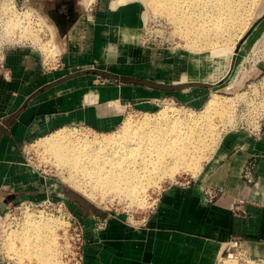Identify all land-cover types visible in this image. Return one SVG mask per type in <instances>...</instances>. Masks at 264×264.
<instances>
[{
	"label": "crops",
	"instance_id": "1",
	"mask_svg": "<svg viewBox=\"0 0 264 264\" xmlns=\"http://www.w3.org/2000/svg\"><path fill=\"white\" fill-rule=\"evenodd\" d=\"M118 2L99 0L81 47L86 55L66 54L47 68L34 50L6 52L10 78L0 75V218L10 203L40 201L53 190V198L68 202L84 224L83 264H215L234 238H243L252 255L264 256V131L258 137L225 133L212 165L188 185L163 189L140 227L107 212L83 211L74 192L24 164L22 147L61 127L107 131L120 122L123 103L153 107L161 97L193 100L206 91L179 73L184 54L131 44L140 7ZM78 4L82 8V0ZM75 25L83 24L79 19ZM92 53L105 62V71L86 66L83 56ZM101 76L110 81L99 82ZM237 200L243 213L235 216ZM92 215L106 220L102 231L93 229Z\"/></svg>",
	"mask_w": 264,
	"mask_h": 264
},
{
	"label": "rangeland",
	"instance_id": "2",
	"mask_svg": "<svg viewBox=\"0 0 264 264\" xmlns=\"http://www.w3.org/2000/svg\"><path fill=\"white\" fill-rule=\"evenodd\" d=\"M16 1H19L21 4H28L31 3V1H34L35 3L42 5L43 12L48 14V18L51 20L50 25L55 30L53 32L51 27L50 36L48 37L47 33L43 36V32L37 30L35 32V28H33L36 33V37L38 38V43H33L29 38L21 37V33L19 31L16 37L18 43L15 49H31L36 51L40 57L42 65L47 68L58 66L60 60L66 54L86 55L84 52L85 50L82 48L85 45V36L87 34L88 26L92 23L93 18L95 17L99 0H93V3H91L87 10L82 9L79 6V0ZM113 2H118L120 6L136 4L140 7V15L142 16V18L140 17V27L137 31H135V39L131 41V44L146 50L156 51V53L159 51H179L184 54L187 62L180 65L183 69H179V73H187L190 76H188V80L193 83L191 85H204L206 91L193 100L186 99L181 96L161 97V99L155 102L153 107H140L132 102L123 103V106L118 111L120 122L115 128L102 131L92 129L85 124L66 125L53 131L52 133L40 137L39 139H35V141H32L27 145H24L22 147V155L25 165L34 169L49 181L59 183L60 185L65 186L67 190L74 192L76 199L79 198L80 201L78 199L77 200L82 203L83 211H85V209H89L99 211L101 213L107 212V216H120L121 219L126 221L128 224L140 227L144 225L142 219L147 217L149 211L155 206L157 198L163 189H165L168 185L175 184L176 182L198 179L202 173L212 165V161L215 157V151L225 133L245 131L254 135L253 133L257 132L255 127L259 122L263 123L261 132L264 131V116L261 121H256L257 119H255L261 110L264 112V104L262 103L261 105H258V103H256L257 99H260L261 93L264 89V16L255 26H253L254 22H256L261 15L260 10L264 7V0L254 1L255 3L252 2L253 5L250 3V6L248 5L249 7L247 8L248 10L244 11L240 15L243 19L238 20L239 22L235 24L236 26L229 24L231 23L229 18L226 17V15H223V18L221 17L219 20L223 21V27H221V23L219 24L221 25L219 26L221 27V35L220 33L216 34L217 32L215 34L213 31L211 32V28L213 27L211 26L212 23L210 19L206 18L205 20V17H201V20V18L198 17V23L199 21H202L206 24L204 25L201 22L204 25H201L202 28H207L209 33H206V35L204 34L205 36L203 37H208V40L212 41L211 39H213L214 41L210 42V45L212 46L209 45L208 47H205L203 45V50H200L201 48H197L196 44L199 42L198 44L202 45L208 40L205 39L206 42H204V38L200 36V40H197L199 39L198 34L196 32L194 33L195 30L198 31L199 29H202L199 25L200 23L197 24L199 27H196L194 24L196 29L193 27V24V26L191 25L192 27L190 25L189 27L186 25L182 26L180 24H173L164 15L155 13L150 5H148L147 0H107V3H110L111 6ZM69 8L71 9L69 10ZM192 8L191 4L189 5L188 3L186 8L187 10L184 9L185 11H188L187 14L191 12V19L193 18L192 14H195L194 12L201 11L198 10L199 7L194 9ZM226 8L227 7H223L224 10L222 9L225 14L226 11L228 12ZM190 10L194 11L192 12ZM51 16H54L55 19ZM88 16L91 17V21L88 24L80 26L75 25L78 23L79 19H84ZM226 19L229 20V23ZM197 20L195 21L197 22ZM13 21L14 19L7 23V34H10V32L15 29H19ZM238 23H240V25ZM208 26L210 27V32ZM228 26L229 28H227ZM231 26L232 28H235L232 29ZM187 28L189 32L185 30ZM190 29H193V32ZM250 29H252V31ZM249 31H251V33L247 34ZM187 33L192 34V36ZM191 38L193 41H190ZM27 40H30L28 46L21 44L25 43ZM194 40L196 41L194 42ZM43 45L45 48H48L43 49ZM93 55V53L91 55H87L88 57L91 56L89 58H87V56H83V59H86L85 61L87 62L86 66L91 65L94 69L105 71V69H107L105 68V62ZM233 76L234 79L232 80ZM98 79L101 83L110 81L104 76H101ZM212 95H214V98L219 103V106H217L218 109L216 108L213 112L212 110H209V113L206 108V102ZM172 111L179 112V114L183 113V116L188 114L187 116H190L189 118L192 117L196 119L197 117V120H204V122L206 117H208L206 122H209L210 120L213 122L212 123L210 121V123H212L211 128L214 133V139L212 141H214L218 136L220 137L219 142L212 152L206 151L208 152V158L207 160H203L202 163L200 162L201 164H199V166L201 169L197 174H193L188 170H179L174 175L173 180L162 177L163 179L161 178L160 180H157V183H155L156 186L152 183H149V185H145L144 183L140 186L141 188L138 186L136 189V191L140 189L139 194L134 193L137 197H124L122 194H120L122 196L120 197L117 196L119 193L113 192H105L102 194L99 193L101 191L95 188L93 193L95 194L94 198L90 199L84 197L80 192L75 191L63 181L62 175H67L66 170L63 171L60 166L56 165L55 158L51 152H47V150L40 145V142L45 138L51 137L53 134L60 132H67L70 135L83 134L88 137L115 135L114 137L117 139L119 138L118 136L122 135L126 123H133V121L135 123L147 114V116L151 117L160 112L162 114L163 112H165L164 114H171L173 113ZM218 111H221V113L225 115L224 119L217 115L220 113ZM263 112L261 113L264 114ZM203 116L205 117L203 118ZM210 116L212 117L210 118ZM210 144H212V142ZM143 186L147 187L141 190ZM52 191L53 190H51L50 196H47L40 201L20 200L10 203L5 209L3 216L0 219V264H42L43 262L45 264H83L84 247L81 250H78L75 245H70L66 232L68 223L64 217L65 210L60 208L56 203L62 200H56L53 198L52 194H54V191ZM106 193H109V195L107 196ZM101 195L105 197L102 198L104 199L103 201H101ZM129 198H131V200H129ZM65 204L67 209L70 211L71 208L68 202H65ZM27 215L36 220H40L44 217L45 219H49L50 224L54 225L53 228L50 225L52 233L50 231L49 232L52 236L49 237L52 238L47 239L46 244L50 248L48 252L45 251L46 256L45 253H40V251L43 250H38L40 247L34 248L30 243L27 244L29 246H25V241H22L21 239L19 241L17 240L19 238L17 232L22 235L28 234V232L23 234V225L27 223L25 222L28 218ZM12 240H14V242ZM21 241L23 242L22 246H20ZM28 241L29 240L27 239V242ZM22 247L25 248L22 249ZM21 249H25L24 251L26 252H22ZM36 255L39 256V258H37ZM80 256L82 257L81 260L79 259ZM222 258H224L222 259L223 262L225 260L227 264H241L233 258H227L226 256H223ZM39 259H43V262L40 263L41 260ZM217 262H215V264H217ZM223 262L220 264H223Z\"/></svg>",
	"mask_w": 264,
	"mask_h": 264
},
{
	"label": "bare ground",
	"instance_id": "3",
	"mask_svg": "<svg viewBox=\"0 0 264 264\" xmlns=\"http://www.w3.org/2000/svg\"><path fill=\"white\" fill-rule=\"evenodd\" d=\"M254 1L257 0H147V3L155 13L164 15L169 21L176 25L180 24L182 26H191L192 24H195L196 27H199L200 25L202 28V26L206 24H204L202 21L201 22L204 25L200 21L199 24L197 18L205 17V20L206 18L210 19L212 23V25H210L213 27L211 28V32L213 31L214 34L217 32L216 34H218L221 32V27H223V21H219L223 15H226V17L229 18L231 23H229V20L226 19L229 24L235 25L237 22H239L238 20L243 19V17L240 15L244 11H247L250 3L252 4ZM91 3H93V0H82V8L87 10ZM188 3L189 5L191 4V8L199 7L198 10H201L200 12L195 10L198 14L194 12L195 14H192V19L190 15V11L192 10L189 11V14H187L188 11H185L187 10L186 8ZM27 5H30V7L38 13V22L40 25H43V27L45 26V30L47 31L49 37L52 27L50 25L51 20L47 17L48 14L43 12V6L40 4H33L32 2L28 3ZM223 7H227L226 9L228 12L226 11V14L223 11L225 9H223ZM260 14L261 15L257 21H259V19L264 16V7L260 10ZM195 20H197V22ZM90 21V16L80 19V22L83 25L88 24ZM13 22L16 26H20L17 17ZM220 23L222 26L219 25ZM238 24L240 25V23ZM195 25L193 26L194 28ZM209 26L208 29L210 32L211 26ZM227 28H229V26ZM20 29L21 37L29 38L33 43H38V38L36 37L35 33L36 31L34 32V30L29 28L27 25L21 26ZM185 30L188 31V28ZM190 30L192 31L193 29ZM206 30L207 28H202L198 31L195 30L194 33L196 32L198 34V38L199 36L204 38L203 36L208 33V30ZM188 35L192 36L190 33ZM205 39L208 40L209 38H204V42H206ZM197 40H200V38ZM211 40L213 41V39ZM190 41H193V39L191 38ZM195 41L196 40H194V42ZM212 41L208 40L206 43H201L202 45H199L198 42L196 46L199 49L201 48L200 50H203L202 48L204 47L202 46L204 45L205 47H208ZM46 48L44 46L43 49ZM233 79L234 76L232 77V80ZM217 106H219V103L214 98V95L210 96L206 102V108L208 112L209 110H212L213 112ZM172 112L173 113L171 114H164L165 112L162 114L160 112L151 117L147 116V114L135 123L134 121L133 123H126L123 133L120 135L121 137L118 136L119 138L117 139L114 137V134V136L88 137L87 135L83 134L70 135L67 132H60L53 134L51 137L45 138L40 142V145L43 146L47 152H51L55 158L56 165L60 166L63 171L66 170L67 175H62L63 181L75 191L80 192L84 197L90 199L94 198V188L101 191L99 193L102 194L105 192H113L119 193L117 196L120 197H122L120 194L124 195V197H137L134 193L139 194L140 189L138 191H136V189L138 186L141 188L140 186H142L144 183L145 185L152 183L156 186L155 183H157V180H160L162 177L173 180L174 175L179 170H188L193 174H197L201 169L199 164H201L203 160H207V153L212 152L219 142L220 137L218 136L214 141H212L214 139V133L211 128V124L213 122L210 119L209 120L212 123H210V121L206 122L208 117H206L204 122V120H197V117L196 119L192 117L189 118L190 116L188 117V114L183 116V113H181V115L179 112ZM218 112L220 113L217 115L224 119L225 115L221 113V111ZM204 117L205 116H203V118ZM211 117L212 116H210V118ZM211 142L212 144H210ZM145 187L143 186L141 190H143ZM108 195L109 193L107 196ZM103 197L104 196L101 195V201L104 200L102 199ZM129 200H131V198H129ZM27 217V221H25L27 223L23 225V234L26 232H28V234L22 235L21 233L17 232L19 238L16 239L18 241L20 239L25 241V246L30 243L34 248L40 247L38 250L43 249L40 251V253H45L46 256V252H48L50 248L46 244L47 239L50 238L49 236H52V229L50 228L51 226L53 228L54 225L50 224L49 219H45L44 217L40 220L29 217V215H27ZM27 239L29 240L28 242ZM12 241L14 242V240ZM22 241L20 246H22ZM23 248L25 247H22V249ZM24 250H22V252ZM37 258H39V256H37ZM222 259L224 258H219L218 264L223 262ZM39 260H41L40 263L43 262V259ZM223 264H227V262L224 260Z\"/></svg>",
	"mask_w": 264,
	"mask_h": 264
},
{
	"label": "built area",
	"instance_id": "4",
	"mask_svg": "<svg viewBox=\"0 0 264 264\" xmlns=\"http://www.w3.org/2000/svg\"><path fill=\"white\" fill-rule=\"evenodd\" d=\"M20 4L21 3L16 0H0V75L7 80L10 78V70L5 62V54L8 50L15 49L17 46L18 40H16V37L19 31L21 33V26L27 25L29 28H35V31L37 30L43 32V36H45L47 33L45 26L43 27V25H40L38 22V13L33 10L30 5ZM16 17L20 23V26H18L19 29H15L14 31L10 32V34H7V23ZM29 41L30 40H27L25 43L21 44L28 46ZM256 103H258V105H261L262 103L264 104V89L261 93L260 99H257ZM261 112H263V110H261L260 113H258L255 117V119H257L256 121H261L263 119L264 114ZM262 124L263 123L260 122L258 123V125L255 127L257 132L253 133V136L258 137L260 135ZM248 176L249 174L245 173V177L247 178ZM190 182L191 180H186L183 182H176L175 184L188 185ZM56 203L60 208L65 210L64 217L68 223L66 232L70 245H75L78 250H81L86 244L83 222L76 213L67 209L64 201ZM242 203V200H237L234 202V205L231 209L233 215L236 216L243 213ZM90 218L93 221V229L95 231L100 232L106 226V220L104 218L98 215H92ZM226 247L225 256L227 258H233L241 264H264V256L257 257L252 255L243 238L231 239L227 243ZM79 259L81 260L82 257L80 256Z\"/></svg>",
	"mask_w": 264,
	"mask_h": 264
},
{
	"label": "water",
	"instance_id": "5",
	"mask_svg": "<svg viewBox=\"0 0 264 264\" xmlns=\"http://www.w3.org/2000/svg\"><path fill=\"white\" fill-rule=\"evenodd\" d=\"M51 17H53V19H55V18H54V16H51ZM261 19H262V18H261ZM261 19H259V21H260ZM259 21H257V22H259ZM257 22H256V23H254V25H253V26H255V25L257 24ZM250 30L252 31V29H250ZM251 31H249L247 34H250V33H251ZM247 34H246V37H247ZM246 37H245V38H246ZM237 48H238V46H237Z\"/></svg>",
	"mask_w": 264,
	"mask_h": 264
},
{
	"label": "flooded vegetation",
	"instance_id": "6",
	"mask_svg": "<svg viewBox=\"0 0 264 264\" xmlns=\"http://www.w3.org/2000/svg\"><path fill=\"white\" fill-rule=\"evenodd\" d=\"M71 8H69V10H70Z\"/></svg>",
	"mask_w": 264,
	"mask_h": 264
}]
</instances>
